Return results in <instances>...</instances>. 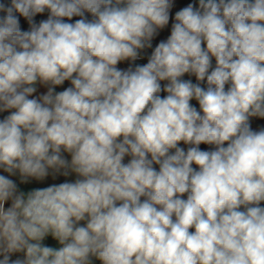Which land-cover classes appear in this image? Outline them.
<instances>
[{
    "label": "clouds",
    "instance_id": "clouds-1",
    "mask_svg": "<svg viewBox=\"0 0 264 264\" xmlns=\"http://www.w3.org/2000/svg\"><path fill=\"white\" fill-rule=\"evenodd\" d=\"M97 262L264 264V0H0V264Z\"/></svg>",
    "mask_w": 264,
    "mask_h": 264
},
{
    "label": "rangeland",
    "instance_id": "rangeland-1",
    "mask_svg": "<svg viewBox=\"0 0 264 264\" xmlns=\"http://www.w3.org/2000/svg\"><path fill=\"white\" fill-rule=\"evenodd\" d=\"M163 35H167V33H164ZM185 79H187V78H189L188 76H187V74H186V76L184 77ZM191 79H193V81H195V79L193 78V77H191ZM195 106H197L198 107V104L195 102V101H193L192 102ZM255 126V125H254ZM126 160H127V158H126ZM61 180L63 179V178H60ZM53 181L51 180V179H49V181L47 182V183H52ZM56 182H59V181H56ZM22 187H25V190H27V187L28 186H22Z\"/></svg>",
    "mask_w": 264,
    "mask_h": 264
},
{
    "label": "built area",
    "instance_id": "built-area-1",
    "mask_svg": "<svg viewBox=\"0 0 264 264\" xmlns=\"http://www.w3.org/2000/svg\"><path fill=\"white\" fill-rule=\"evenodd\" d=\"M140 63H146V58H145V60L140 61ZM122 66H123V65H122Z\"/></svg>",
    "mask_w": 264,
    "mask_h": 264
},
{
    "label": "crops",
    "instance_id": "crops-1",
    "mask_svg": "<svg viewBox=\"0 0 264 264\" xmlns=\"http://www.w3.org/2000/svg\"><path fill=\"white\" fill-rule=\"evenodd\" d=\"M47 242H48V243H53L51 240H48ZM97 264H99V262H97Z\"/></svg>",
    "mask_w": 264,
    "mask_h": 264
},
{
    "label": "trees",
    "instance_id": "trees-1",
    "mask_svg": "<svg viewBox=\"0 0 264 264\" xmlns=\"http://www.w3.org/2000/svg\"><path fill=\"white\" fill-rule=\"evenodd\" d=\"M149 51H150V50H149ZM193 78H194V77H193ZM194 79H195V78H194ZM202 147H206V146H203V145H202Z\"/></svg>",
    "mask_w": 264,
    "mask_h": 264
}]
</instances>
